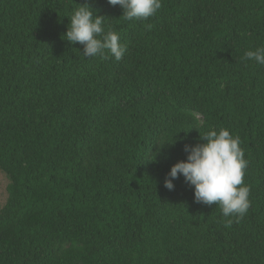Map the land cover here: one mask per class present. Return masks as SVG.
<instances>
[{
    "label": "trees",
    "instance_id": "1",
    "mask_svg": "<svg viewBox=\"0 0 264 264\" xmlns=\"http://www.w3.org/2000/svg\"><path fill=\"white\" fill-rule=\"evenodd\" d=\"M85 3L121 60L66 40ZM161 4L126 20L108 0H0V264H264V64L245 58L264 0ZM221 128L248 161L239 222L182 174L164 186Z\"/></svg>",
    "mask_w": 264,
    "mask_h": 264
},
{
    "label": "clouds",
    "instance_id": "2",
    "mask_svg": "<svg viewBox=\"0 0 264 264\" xmlns=\"http://www.w3.org/2000/svg\"><path fill=\"white\" fill-rule=\"evenodd\" d=\"M108 2L113 6L120 5L123 9L122 16L126 20H147L162 7L161 0ZM105 19L104 16L94 17L87 3L80 5L71 16L66 40L83 45L85 57H104L105 50H108L117 61L121 60L126 47L120 45L119 35L115 31L109 29L105 33ZM148 27L151 28V25ZM245 58L264 64V49L247 51ZM201 139L206 143L194 147L185 145V151L189 153L187 161L178 162L171 168L164 186L172 190V180L182 174L186 182L194 185L196 203L219 205L225 217L236 216L239 222L250 208V188L244 183L248 161L240 147V138L221 128L218 132H207ZM232 223L231 219L227 220L225 227H230Z\"/></svg>",
    "mask_w": 264,
    "mask_h": 264
},
{
    "label": "rangeland",
    "instance_id": "3",
    "mask_svg": "<svg viewBox=\"0 0 264 264\" xmlns=\"http://www.w3.org/2000/svg\"><path fill=\"white\" fill-rule=\"evenodd\" d=\"M7 182H8V178L6 174L0 170V207L4 204L7 197V191H6Z\"/></svg>",
    "mask_w": 264,
    "mask_h": 264
}]
</instances>
